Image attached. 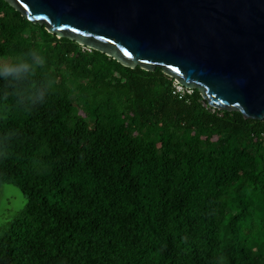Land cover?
<instances>
[{"label": "trees", "instance_id": "obj_1", "mask_svg": "<svg viewBox=\"0 0 264 264\" xmlns=\"http://www.w3.org/2000/svg\"><path fill=\"white\" fill-rule=\"evenodd\" d=\"M28 53L54 85L30 110L0 99V186L27 200L0 228V264H264V119L179 98L160 67L0 0V58Z\"/></svg>", "mask_w": 264, "mask_h": 264}, {"label": "water", "instance_id": "obj_2", "mask_svg": "<svg viewBox=\"0 0 264 264\" xmlns=\"http://www.w3.org/2000/svg\"><path fill=\"white\" fill-rule=\"evenodd\" d=\"M3 1L125 67H160L211 108L264 119V0Z\"/></svg>", "mask_w": 264, "mask_h": 264}, {"label": "clouds", "instance_id": "obj_3", "mask_svg": "<svg viewBox=\"0 0 264 264\" xmlns=\"http://www.w3.org/2000/svg\"><path fill=\"white\" fill-rule=\"evenodd\" d=\"M44 63L43 57L37 58L34 53L13 62L0 61V99L12 96L26 110L44 103L54 85Z\"/></svg>", "mask_w": 264, "mask_h": 264}, {"label": "rangeland", "instance_id": "obj_4", "mask_svg": "<svg viewBox=\"0 0 264 264\" xmlns=\"http://www.w3.org/2000/svg\"><path fill=\"white\" fill-rule=\"evenodd\" d=\"M3 60L10 62L12 59L0 58V61ZM26 201L19 187L10 183H2L0 186V228L18 216L25 207Z\"/></svg>", "mask_w": 264, "mask_h": 264}, {"label": "built area", "instance_id": "obj_5", "mask_svg": "<svg viewBox=\"0 0 264 264\" xmlns=\"http://www.w3.org/2000/svg\"><path fill=\"white\" fill-rule=\"evenodd\" d=\"M173 93L177 94L179 98H181L185 93H189L191 89L184 88L183 86L179 85L176 81L173 83Z\"/></svg>", "mask_w": 264, "mask_h": 264}, {"label": "snow or ice", "instance_id": "obj_6", "mask_svg": "<svg viewBox=\"0 0 264 264\" xmlns=\"http://www.w3.org/2000/svg\"><path fill=\"white\" fill-rule=\"evenodd\" d=\"M73 31H79L78 28H73ZM102 39H104V37H102ZM123 52L125 55H131V53L127 50V48L123 49ZM169 67H172V65H169ZM175 71H178L179 69H174Z\"/></svg>", "mask_w": 264, "mask_h": 264}]
</instances>
